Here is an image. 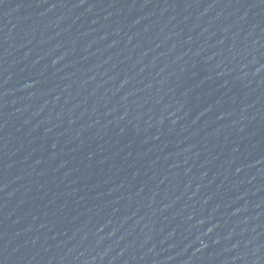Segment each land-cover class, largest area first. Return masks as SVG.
I'll list each match as a JSON object with an SVG mask.
<instances>
[{"label": "water", "instance_id": "95a60500", "mask_svg": "<svg viewBox=\"0 0 264 264\" xmlns=\"http://www.w3.org/2000/svg\"><path fill=\"white\" fill-rule=\"evenodd\" d=\"M0 264H264V0H0Z\"/></svg>", "mask_w": 264, "mask_h": 264}]
</instances>
